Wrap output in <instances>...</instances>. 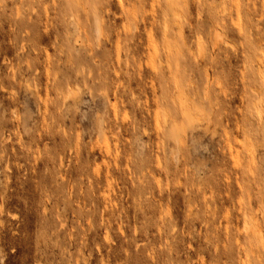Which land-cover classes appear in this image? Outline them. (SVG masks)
Instances as JSON below:
<instances>
[{"label": "rangeland", "instance_id": "obj_1", "mask_svg": "<svg viewBox=\"0 0 264 264\" xmlns=\"http://www.w3.org/2000/svg\"><path fill=\"white\" fill-rule=\"evenodd\" d=\"M0 264H264V0H0Z\"/></svg>", "mask_w": 264, "mask_h": 264}, {"label": "bare ground", "instance_id": "obj_2", "mask_svg": "<svg viewBox=\"0 0 264 264\" xmlns=\"http://www.w3.org/2000/svg\"><path fill=\"white\" fill-rule=\"evenodd\" d=\"M219 30H220V29H219ZM219 30H218V31H219ZM221 32H222V31H221ZM216 33H217V32H216ZM220 34H221L220 32H219V34H218V35L216 34V35H217L216 37H217V38H218V36H219V37H222ZM222 35L224 36V34H223V33H222ZM216 37H215V38H216ZM217 38H216V39H217ZM222 39H223V37L221 38V41L223 42V40H222ZM217 40H220V38H218ZM229 45H230V44H229ZM214 46H216V45H214ZM231 46H232V45H231ZM232 48H233V47H232ZM200 54H201V53H200ZM69 96H70V94H69ZM71 96H72V95H71ZM71 96H70V97H71ZM70 97H69V98H70ZM67 98H68V97H67Z\"/></svg>", "mask_w": 264, "mask_h": 264}]
</instances>
